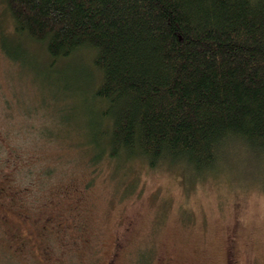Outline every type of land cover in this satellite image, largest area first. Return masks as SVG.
I'll return each instance as SVG.
<instances>
[{"label": "trees", "instance_id": "1", "mask_svg": "<svg viewBox=\"0 0 264 264\" xmlns=\"http://www.w3.org/2000/svg\"><path fill=\"white\" fill-rule=\"evenodd\" d=\"M4 4L14 29H0L1 56L27 65L19 36L29 37L45 47L41 77L50 85L71 97L76 82L90 87L78 92L83 106L75 102L67 114L82 113V130L74 121L71 138L94 164L140 157L150 167L179 162L199 176L220 171L230 155L242 156L261 165L264 181V0ZM8 37L14 42L6 43ZM83 48L92 51L97 79L84 64L59 87L56 61ZM52 111L46 106L31 114L42 119L38 132L54 137L71 117ZM53 119L52 130L47 121Z\"/></svg>", "mask_w": 264, "mask_h": 264}, {"label": "rangeland", "instance_id": "2", "mask_svg": "<svg viewBox=\"0 0 264 264\" xmlns=\"http://www.w3.org/2000/svg\"><path fill=\"white\" fill-rule=\"evenodd\" d=\"M4 7L0 0V29L13 33ZM19 38L27 65L0 54V178L6 182H0V264H48L47 251L53 264H264L258 162L230 155L220 171L199 176L179 162L150 167L140 157L94 164L71 138L74 121L82 130V113L67 114L79 104L80 90L90 87L76 82L74 97L62 94L41 77L49 60L43 44ZM91 54L83 48L56 61L63 79L57 85L65 86L84 64L98 77ZM46 106L71 117L58 125L57 137L35 126L42 119L31 113ZM47 124L57 129L55 119ZM58 221L63 225L57 228ZM43 229L46 252L29 247ZM19 235L30 240L22 253Z\"/></svg>", "mask_w": 264, "mask_h": 264}, {"label": "flooded vegetation", "instance_id": "3", "mask_svg": "<svg viewBox=\"0 0 264 264\" xmlns=\"http://www.w3.org/2000/svg\"><path fill=\"white\" fill-rule=\"evenodd\" d=\"M3 189V188H2ZM47 221V220H46ZM50 222H53V221H47L46 222V225L47 224H49ZM61 223V221H58L57 223H56V226H57V228L58 227H61L62 225L60 224ZM45 230L46 231H48L49 230V228L47 227V228H45ZM45 230L43 229V230H41V231H37L38 232V235L36 234L35 236H37L38 237V244L37 245H29V247H33V248H39V247H42V251L43 252H46L47 251V247H46V245H45V243H44V245L43 244H41L40 243V239H45V238H47V235L48 234H46L45 233ZM51 233H54L53 232V230H54V228H51ZM45 236V237H44ZM19 237V244H18V248L19 249H17L18 251H21V253L22 252H24L25 250H26V247L28 246V242H30V240L27 238V237H25L24 235H19L18 236ZM47 255H48V257L47 258H49V260H48V264H53L54 263V258H53V256H52V252L49 254V252L47 251V253H46ZM43 264H45V263H43Z\"/></svg>", "mask_w": 264, "mask_h": 264}]
</instances>
